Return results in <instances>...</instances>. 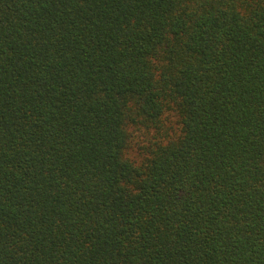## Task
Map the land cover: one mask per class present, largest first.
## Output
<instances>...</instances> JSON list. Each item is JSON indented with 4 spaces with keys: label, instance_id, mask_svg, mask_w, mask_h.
Segmentation results:
<instances>
[{
    "label": "trees",
    "instance_id": "1",
    "mask_svg": "<svg viewBox=\"0 0 264 264\" xmlns=\"http://www.w3.org/2000/svg\"><path fill=\"white\" fill-rule=\"evenodd\" d=\"M0 264H264V0H0Z\"/></svg>",
    "mask_w": 264,
    "mask_h": 264
}]
</instances>
